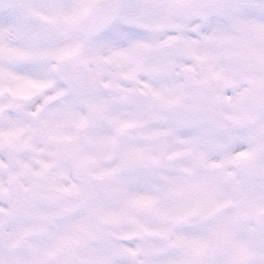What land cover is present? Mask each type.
<instances>
[{"label":"snow or ice","instance_id":"obj_1","mask_svg":"<svg viewBox=\"0 0 264 264\" xmlns=\"http://www.w3.org/2000/svg\"><path fill=\"white\" fill-rule=\"evenodd\" d=\"M0 264H264V0H0Z\"/></svg>","mask_w":264,"mask_h":264}]
</instances>
